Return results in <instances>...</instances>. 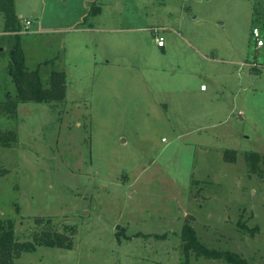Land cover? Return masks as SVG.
I'll list each match as a JSON object with an SVG mask.
<instances>
[{
	"label": "rangeland",
	"instance_id": "rangeland-1",
	"mask_svg": "<svg viewBox=\"0 0 264 264\" xmlns=\"http://www.w3.org/2000/svg\"><path fill=\"white\" fill-rule=\"evenodd\" d=\"M14 5L28 68L56 58L67 84L61 103L0 115V132L17 135L0 147V221L20 242L75 228L71 249L14 264H180L186 224L207 249L264 264V47L251 36L264 41V0ZM14 43L0 14V102L14 94Z\"/></svg>",
	"mask_w": 264,
	"mask_h": 264
},
{
	"label": "trees",
	"instance_id": "trees-1",
	"mask_svg": "<svg viewBox=\"0 0 264 264\" xmlns=\"http://www.w3.org/2000/svg\"><path fill=\"white\" fill-rule=\"evenodd\" d=\"M100 7L91 8L90 15L97 16L100 12ZM0 14L4 16L5 30L14 34V47L10 53V66L8 68V76L14 84V94L6 92L5 102H0V115L5 117L15 118L17 107L19 104L26 102H34L38 104L61 103L66 99V73L57 70L53 65L56 58L43 61L36 66L34 70H30L25 61L21 43L17 32L20 31L19 19L15 12L14 0H0ZM48 70L47 81L42 77V71ZM17 142V135L13 131L0 132V147L10 148ZM230 150L228 153H232ZM233 154V153H232ZM247 161L251 160L250 171L255 172L260 170L261 158L257 153L250 154ZM250 157V158H248ZM264 160V158H263ZM231 163L234 158L230 157L226 160ZM257 166V167H256ZM256 167L257 169H255ZM37 224L41 225L42 220H36ZM49 223V220L46 221ZM256 229V228H255ZM251 229L249 233L254 235L257 230ZM67 233L61 234L51 228L35 232L31 240L20 242L12 227L11 221H0V264H14V261L23 253L35 252L38 247H50L58 249H71L72 238L69 234L74 235V227H66ZM124 232V231H123ZM122 232V235L124 233ZM138 237V235L136 236ZM119 242L120 236L116 234ZM125 240H130V237L124 235ZM181 239L183 245V259L180 264H191L190 256L203 257L208 260H224L228 264H249L245 259H242L238 254L228 251L209 250L201 242L198 241L196 232L193 227L186 224L181 231Z\"/></svg>",
	"mask_w": 264,
	"mask_h": 264
},
{
	"label": "built area",
	"instance_id": "built-area-1",
	"mask_svg": "<svg viewBox=\"0 0 264 264\" xmlns=\"http://www.w3.org/2000/svg\"><path fill=\"white\" fill-rule=\"evenodd\" d=\"M29 24V22H27ZM251 36H253V39L255 41L256 47H262L264 45V41L262 39V36H260L259 30L257 28H253V30L251 31ZM156 46L161 48L165 46V40L161 37H156ZM206 87L204 85H202L200 87V90H205Z\"/></svg>",
	"mask_w": 264,
	"mask_h": 264
},
{
	"label": "crops",
	"instance_id": "crops-1",
	"mask_svg": "<svg viewBox=\"0 0 264 264\" xmlns=\"http://www.w3.org/2000/svg\"><path fill=\"white\" fill-rule=\"evenodd\" d=\"M259 33H260V31H259ZM260 36H261V34H260ZM155 46H156V44H155ZM165 46H166V42H165ZM165 46L164 47H161V48H159V47H157V48H159L161 51L165 48ZM264 47V45L262 46V47H259V48H255V50L257 51L258 49H260V48H263ZM258 63L256 62V65H257ZM259 65V64H258ZM201 92H207V88L205 89V90H200ZM240 118L242 119V117L240 116ZM234 151H235V149H234ZM235 162V161H234ZM256 232H258V230L256 231ZM259 232H260V229H259Z\"/></svg>",
	"mask_w": 264,
	"mask_h": 264
}]
</instances>
